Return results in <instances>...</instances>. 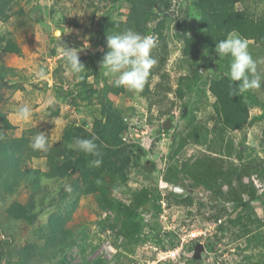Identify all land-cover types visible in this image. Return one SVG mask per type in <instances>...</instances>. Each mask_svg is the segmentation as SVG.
Listing matches in <instances>:
<instances>
[{"label":"rangeland","instance_id":"obj_1","mask_svg":"<svg viewBox=\"0 0 264 264\" xmlns=\"http://www.w3.org/2000/svg\"><path fill=\"white\" fill-rule=\"evenodd\" d=\"M139 1L143 2L0 0V35L26 47L20 60L14 54H3L1 46L0 62L8 67L18 62L29 68L40 65L43 76L56 62L50 80L54 77L52 89L62 94L57 99L41 81L42 87L33 90L25 85L29 91L16 95L22 81L40 78L36 73L23 71L9 84L0 82V112L21 126L25 119L17 115L19 106L28 101L32 110L25 122V127L31 124L32 128L7 131L0 121V133L8 138L25 134L32 140L37 132H44L50 147L43 153L54 155L58 167L79 157L73 145L76 136L66 145V126L83 124L91 134L101 117L92 86L114 87L113 78L101 67L108 50L107 35L133 29L152 36L156 46L151 55L157 60L141 91L123 87L113 96L114 107L128 124L121 134L120 149L112 157L117 168L125 170L124 178L102 166L98 169L90 164L85 173L70 167L66 176L43 182L45 191L54 193L37 204L27 183H19L12 193L0 184V264H56V248L51 244H57L60 237L52 235L49 225L57 212L66 217V230L79 238V245L70 251V264H192L199 243L204 245L200 264H264V83L248 91L250 96L240 94L249 104L248 124L241 130H225L214 113L215 98L209 86L212 80L225 77L230 57H219L207 47L197 0H148L155 10L148 3L140 6ZM139 8L143 14H137ZM236 9H246L257 21L264 19V0H240ZM187 39L195 40L196 57L185 54ZM248 43L254 59L264 58V46ZM63 47L80 49L85 67L82 79L71 72L66 78L61 72L69 70ZM258 71L264 74V63L258 64ZM53 105H58L54 106L56 111L59 108L57 114L50 109ZM77 137L85 136L78 133ZM47 161L44 155L28 167L48 171ZM175 176L186 194L174 193L177 184L168 179ZM89 181L98 191H89ZM164 184L167 188L161 189ZM143 190L152 199L156 197L160 208L152 210L148 203L138 217L141 232L126 235L123 217L118 218L109 205H129ZM13 203L33 206L39 214L36 223L9 217L7 210ZM73 203L77 205L67 212L66 205ZM194 234L197 237L191 239ZM182 246L179 258H167V252L177 254Z\"/></svg>","mask_w":264,"mask_h":264},{"label":"trees","instance_id":"obj_2","mask_svg":"<svg viewBox=\"0 0 264 264\" xmlns=\"http://www.w3.org/2000/svg\"><path fill=\"white\" fill-rule=\"evenodd\" d=\"M239 1L240 0H197L196 9L201 15L200 26L205 30V43L208 48L215 49L216 41L226 38L231 31L237 32L241 37L246 38L248 41H253L255 44L264 46V19L257 21L246 9L237 10L236 5ZM148 2V0H143V2L139 1V5L141 6L142 3L146 5ZM148 4L152 10L157 9L155 8L154 3ZM136 10L138 15L143 14L140 8ZM2 14L3 13L0 15ZM9 17L10 16L7 15L3 20L8 19ZM1 46L3 54H14L18 57L23 55L19 44L5 35H0V47ZM198 53L199 49L195 44V40L187 39L185 54L191 57H196ZM60 70L61 69H58L56 74ZM61 72L64 76L70 74L69 70L64 72L61 70ZM197 72L201 75L199 69ZM19 76L20 72L15 68L8 67L5 63L0 62V82L2 84H9L10 80L19 78ZM233 83L239 84V82H232L227 76H225L223 78L212 80L209 86V90L215 98V102L213 103L214 113L218 117L223 128L229 131L243 129L248 124L250 118L248 102L240 95L233 97L229 94ZM25 85H28L32 89L38 87V85L34 84H20L18 89L23 90ZM79 87L81 86H77V89H79ZM92 87H94V89L92 88V93H95V95L98 96V104L101 110V117L95 121L92 127V133L90 134L88 133V130H84L87 126H79L74 123L68 124L64 133L65 140L67 141L66 145H71V140H69L70 137H77L78 133L84 134V138H91L92 136L97 137L95 142L98 145L99 155H86L83 152H79L78 158L73 161L68 160L66 163L63 161L58 167L55 165L56 160L54 159V155L43 153V151L32 150L30 147L31 139L27 135L24 134V136H21L20 138H8L5 136L3 137L0 133V184L2 188H9V192L12 193L13 190H16L19 187V183H27L30 186L29 188L33 190L32 195L35 196L33 202L36 201L34 203L37 204V201H46L48 199L47 195L51 198L50 195L54 193V191H45L43 182H51L57 180V177L60 179V177L66 176L68 168L70 169V167H72L73 170L78 169L85 173L90 170V162L95 159L102 160L100 167L102 166L104 171L111 174L113 172L118 173L122 175L123 178L126 176L125 170L122 171V169H118L117 165L112 161V157L116 155L122 144L121 134L128 125L124 116H121L119 111L114 107L113 96H117L118 92L123 91L124 88L105 85L101 90L100 87L98 88V85H93ZM245 92L250 96L248 91ZM79 94L85 97L81 92H79ZM58 109L56 111L53 110L52 107L51 111L54 114H57ZM0 121L3 130L10 131L17 129L10 122L5 113L0 112ZM194 133H197L196 128L193 130V134ZM262 137L264 140V128L262 131ZM103 144H105V146ZM110 147H114V149L110 150ZM44 155L46 156V159H48L46 165L49 168L48 171L28 167L29 163H32V161L43 159ZM66 158L70 159L64 156L65 160ZM168 181L175 182V184L180 185L183 188L182 181L181 179H178L177 176L168 179ZM88 184L90 192L98 191V189L94 187L92 181H89ZM156 200V197L155 199H152V195H150L147 190H143L131 198V203L129 205L122 202L116 204L111 202L109 209H111L112 212H116L118 218L123 217V227L126 229V235H131V231L137 232L138 234L141 232L142 228V220L138 218L140 213H142L144 207L148 203H151L152 210L156 208L159 210L160 207L156 204ZM76 205V203L67 204L65 210L69 212ZM33 210V206L28 207L21 203H13L7 210V213L9 217L15 220H25L31 225H34L39 214L33 212ZM65 222L66 217H62L58 212L52 214L50 218L49 227L52 235L60 237V241H58L57 244L55 242L53 244L50 243L51 247L54 246L56 248L53 252V256L57 259L56 264H70V261L73 259L70 251L74 246L79 245L77 243L79 238L77 236L73 237V233L66 230ZM207 247H210V245ZM46 250H48V247L44 248V251ZM200 261L193 259L192 264H200ZM85 262L86 261L82 264H85ZM88 264H100V262H89ZM169 264L172 263L169 262Z\"/></svg>","mask_w":264,"mask_h":264},{"label":"clouds","instance_id":"obj_3","mask_svg":"<svg viewBox=\"0 0 264 264\" xmlns=\"http://www.w3.org/2000/svg\"><path fill=\"white\" fill-rule=\"evenodd\" d=\"M61 37V33H57ZM156 41L152 36L142 35L133 29H127L120 34L107 35V52L101 67L105 75L113 78L114 87H124L129 91H141L150 74V70L157 63L151 55ZM88 47V45H87ZM80 49L63 47V57L72 74L83 78L80 74L85 71L84 64L79 58ZM215 52L219 57H230L228 70L225 72L232 82L230 95L235 97L250 90L260 89L264 83V74L258 71V64L264 63V58L254 59L249 52V43L246 38L237 32L231 31L227 37L216 41ZM37 77L44 75L43 69H37ZM31 107L27 104L17 109V115L22 119H30ZM97 137L80 138L73 140L75 149L84 154L99 155ZM33 151L47 152L50 145L44 132H37L30 142ZM92 166L99 167L101 159L90 162ZM97 183H100L98 180ZM70 190V187H69Z\"/></svg>","mask_w":264,"mask_h":264},{"label":"crops","instance_id":"obj_4","mask_svg":"<svg viewBox=\"0 0 264 264\" xmlns=\"http://www.w3.org/2000/svg\"><path fill=\"white\" fill-rule=\"evenodd\" d=\"M19 44V46L21 47V50H22V52H23V54L26 52V47L24 46V45H21L20 43H18ZM16 56V55H15ZM17 57V59H22V57H23V55L21 56V57H18V56H16ZM32 57H34V55H32ZM36 57V56H35ZM36 59H38V58H36ZM56 63V62H55ZM55 63L49 68L50 70H48V72H50L47 76H43V77H40L38 80H36V81H26V80H24V81H22L21 82V84H29V83H31V84H34V85H38V87H42V83H47L46 84V88H49L48 89V92H51V91H53L54 92V95H55V97L57 98V99H61L62 98V96H61V94L60 93H58V92H55L53 89H52V81H53V78L50 80V77H52L53 76V74H54V70L56 69L55 67L56 66H54L55 65ZM12 68H15L17 71H19L20 72V75H21V73L24 71V72H28L29 74L30 73H36V71H37V67H35V68H32L31 66H30V68L28 67V65L27 64H25V62H18L15 66H11ZM39 69H41L40 68V65H39ZM67 77H70V76H66V78ZM41 81H45V82H42L41 83ZM26 82H28V83H26ZM39 82L41 83V84H39ZM64 83L66 84V85H68V83H66L65 81H64ZM72 83V82H71ZM66 85H64V87H65V89H68V88H66L67 86ZM70 86V85H69ZM69 88H72V85L69 87ZM33 90H35V89H33ZM76 90H78L77 88H76ZM22 91H25V92H28L29 91V89H27L26 88V86L24 87V89L23 90H20V89H18V91H17V93H16V95H18V94H22L21 92ZM32 91V90H31ZM30 91V92H31ZM55 99V98H54ZM25 104H27V105H30L29 103H28V101H26V102H24V103H22V105H25ZM60 104V103H59ZM21 105V104H20ZM54 106H56V107H58V105H53V106H51V108L53 107L54 108ZM60 106V105H59ZM20 107V106H19ZM50 108V109H51ZM12 109L14 110L15 108L14 107H12ZM54 110V109H53ZM72 114L73 115H77L76 114V112H72ZM8 119L10 120V122L16 127V128H20V129H22V128H32V126H31V124H29V125H27V127H25V122H27V120H25V122H24V124L22 123V124H20L21 126H19V124H15L12 120H11V118L9 117V115H8ZM73 123H75L76 124V122H73ZM85 123V122H84ZM69 124H71V123H69ZM79 124V123H78ZM77 125V124H76ZM83 125V124H82Z\"/></svg>","mask_w":264,"mask_h":264},{"label":"water","instance_id":"obj_5","mask_svg":"<svg viewBox=\"0 0 264 264\" xmlns=\"http://www.w3.org/2000/svg\"><path fill=\"white\" fill-rule=\"evenodd\" d=\"M204 75H206V72L203 73ZM56 107H54L53 109L55 110ZM174 193L175 194H186L187 191L185 189H183L180 185H177L174 187ZM213 197V196H211ZM212 201H215L216 198H211ZM204 250V245L199 243V244H196L195 246V254L193 256V259L196 260V261H200L201 260V252Z\"/></svg>","mask_w":264,"mask_h":264},{"label":"built area","instance_id":"obj_6","mask_svg":"<svg viewBox=\"0 0 264 264\" xmlns=\"http://www.w3.org/2000/svg\"><path fill=\"white\" fill-rule=\"evenodd\" d=\"M166 188H167V184H164L163 186H161V189H166ZM196 237L197 236L194 234V235L191 236V239L192 238H196ZM182 248H183V246L177 251V254L176 253L175 254H172V253L167 252L166 253L167 258H176V257L179 258V252L181 251Z\"/></svg>","mask_w":264,"mask_h":264}]
</instances>
